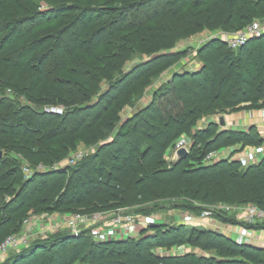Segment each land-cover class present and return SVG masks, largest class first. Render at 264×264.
<instances>
[{"label":"trees","instance_id":"trees-1","mask_svg":"<svg viewBox=\"0 0 264 264\" xmlns=\"http://www.w3.org/2000/svg\"><path fill=\"white\" fill-rule=\"evenodd\" d=\"M212 1L117 0L116 5L94 9L91 13L100 18L96 17L95 28L83 41L82 48L87 51L83 54L88 56L98 46L106 47V53L97 56V65H87L82 58L83 67L80 66V71L73 68L71 77L64 75L67 71L65 61H57L54 70L60 76L55 78L56 84L45 89L38 98L41 105L64 104L67 108L62 115L0 98V148H6L7 144L22 146L23 152L29 149L36 152L29 154L30 159L52 163L65 156L72 146L82 143L94 146L103 138L96 149L80 160L61 168L37 171L19 186L15 185L20 183L21 177L18 159L13 154L16 149L11 148L10 158L1 157L0 236L6 237L10 228L16 230L15 226L20 225L17 212L25 199H31L24 191L31 180L48 176H55L49 190L51 196L33 198L30 206L34 210L105 211L128 205L138 206L136 214H156L162 209H186L199 214L214 206L213 216L223 222L264 229V219L246 223L235 213L230 215L220 207L251 204L264 212V156L243 166L235 154L246 145H261L264 137L255 126L235 130L219 129L213 121L203 128L196 123L207 114L227 109L230 112L264 107V34L236 49L217 37L204 42L196 49L197 68L173 72L151 91L141 108L127 115L115 133L110 132L107 137L105 133V127L117 122L124 107L133 106L146 97L143 92L151 84V76H160L186 54L184 49H172L179 38L220 25L226 30H233V23L243 28L260 14L251 0ZM24 2L27 4L25 10L31 12V2ZM6 3L0 0L2 19L9 16V3ZM220 6L224 7L225 19ZM61 11L66 9L52 12L58 15ZM70 11H74L73 22L80 19L83 27L90 24L89 9L72 6ZM99 14L108 15V18L101 19ZM34 15L39 24L44 21L45 13L38 11ZM53 21L49 18L47 23ZM21 26L10 37L12 41L17 39ZM5 27L9 25L0 23V30H8ZM56 28H48L44 38L38 41L39 47L45 41L62 47L60 40L55 42L58 34L63 40L69 35L61 30L62 26ZM30 32L24 31L23 35ZM20 49L15 51V56L0 57V67L14 71L9 61L15 59L18 63L15 65L19 66L22 60L21 69L35 79L30 90L35 95L41 75L33 68H38L37 63L43 67L47 59L42 61L44 54H41L32 63L34 49L24 48L23 52ZM132 53L146 57L124 70ZM113 71L118 72L117 79L112 78ZM201 76L204 82L208 81L205 87L198 80ZM181 79L189 80L190 91L195 89V96L190 100L180 99L172 87ZM180 88L189 92L185 84H180ZM159 98L167 110L155 107ZM88 131L91 137L87 139L85 132ZM182 132L191 133L192 144L187 156L172 164L164 151ZM71 133H74L72 139ZM30 137H34L35 142ZM58 137L60 142H55L54 138ZM120 140L118 154H101ZM228 145L237 146L227 156L206 162L208 153ZM96 159L105 167L95 168L93 161ZM181 244H189L200 251L164 253L155 250ZM68 249L72 250L71 255L66 252ZM25 259L34 260V264H264V247L238 244L221 233L178 221L149 225L128 238L105 241L94 239L87 231L73 234L62 229L43 239L32 240L0 264H21Z\"/></svg>","mask_w":264,"mask_h":264},{"label":"rangeland","instance_id":"rangeland-1","mask_svg":"<svg viewBox=\"0 0 264 264\" xmlns=\"http://www.w3.org/2000/svg\"><path fill=\"white\" fill-rule=\"evenodd\" d=\"M24 1L25 0H5V2H7L6 4L9 3V5H7V10L9 12V16L7 19H2L0 16V23L8 24L9 28L5 27L8 30H6V29L0 30V48H1L0 49V57L6 59L8 57H12V55L15 56V54H14L15 51H17L19 48H21L20 51L23 52L24 48H25L28 50L29 49L35 50V51L33 50V53H32V56H33L32 63H34V61H36V59L39 58V56L41 57V54L42 55L44 54V57H46V58L42 57L41 60L43 61V59H47V61L45 62L43 67L41 66L40 63H37L36 67H38V68H33L35 70H38V73L41 75V79L38 82V85H37V88L35 91V95L31 94V92H30L31 87H32L33 83L35 82V79H33V77H31L29 75H26L25 72L21 69L22 68L21 65L23 64L22 60H19V63L21 64L19 66H16L18 63L15 62V59H14V61L13 60L9 61L10 66H13V68H15L14 71L9 70V69H3L0 67V92H1L0 98H7V99L12 100L14 102L18 101L21 106H29L30 108H34L35 110H40L39 109L40 107H42L43 111H44V109H47L50 107L60 108L62 110L61 113H50V114L62 115L64 113V110L67 108L66 106H64V104L59 103V104L54 105V106L41 105V104H39L38 98L42 95V93L45 89H51L56 84L55 78H57L58 75L60 76V74H58V72H56L54 70L56 68V65H58L56 63L57 61H59L61 59L65 61L64 65H65V67H66L65 69H67V71H64V75H68L69 77H71L73 75L72 74L73 68L77 67L76 69H79V71H80V68L83 67L82 62H81L82 58H85V62H87V65H92V64L97 65L98 61H95V60L97 59V56H99L100 54L106 53L105 52L107 50L106 47L98 46V47L94 48L90 53H88L89 54L88 56L83 54L85 52L87 53V51L84 50L85 48L84 49L82 48L83 41L86 39L88 34L95 28L94 22L96 21V17L100 18V17H98V15H95L91 12L94 9L95 10L98 9L99 7L104 8L103 5H106V6L116 5L117 0H34V1L32 0V2L30 0H27V1L31 2V5H32L31 7H33V9H31V12H27V10H25V6L27 4ZM199 1H202V0H199ZM251 1L254 4H256L255 8L258 9V13H260V14L258 17H254L251 20V22L248 23V25H250L254 22L263 24L264 23V0H251ZM10 2L12 3L11 6H10ZM250 5H253V4H250ZM17 6L20 8L19 9V11H20L19 15H18V13H16V7ZM70 6L71 7L74 6L75 8L81 7L82 9L84 7V8L89 9L90 12H88L87 18L90 21V24L83 27L80 19L78 21L75 20L73 22L74 18L72 17V15L74 14V11H70V9H71ZM220 8H221L222 16L225 19L226 15H225V11L223 9L224 7L220 6ZM55 9H59V10L60 9H66V11H63V12L61 11V13H59L57 15L56 12H52ZM38 11L45 13V15L42 16L44 21L41 24H39L38 20L36 19V15H34ZM100 16H101V19L108 18V15H105L104 17H103V15H100ZM30 17H31V19H29ZM24 18H28V19H24ZM49 18H53L54 21L47 23ZM18 20H20V21H18ZM220 22H224V20H221ZM20 24L22 25L21 26L22 29L20 27V30L18 31L17 36H16L17 39L15 41H12V38H10V37L13 35V33L15 34V29H17V27L20 26ZM248 25L244 26L243 28H240V27H238V25L233 23V26H234L233 30H226L223 27V25H220L219 27L214 28V29L204 28V29L200 30L199 32L193 33L189 37L179 38L176 41V43L172 49H184V50H186V54L183 55L181 57V59L179 61H177L176 64H173V66H175L174 68H176L178 66L179 69L182 68V70H183L184 68H187L189 70L191 67H193L194 64L199 63V59H197V57L195 55H196V51H197L196 49L200 45H202L204 42H207V41L215 38L216 36H218L220 38H222L225 35L233 36L237 32L243 31L244 29H246ZM58 26H62L61 30L62 31L65 30V32L68 33V35H69V38L67 40H63V39H60L61 34L60 33L58 34V36H57L58 39L56 38L55 42H58L60 40L59 44H61L62 47H58V45H57L58 43H55V42H54L55 43L54 45H49V43L47 41H45V44L43 46L39 47L38 41L40 39L44 38L45 32H47V30H49L48 28L54 29ZM29 30H31L30 34L29 35L26 34L24 36L23 32L29 31ZM74 30H76L78 33H76ZM49 32L52 33V31H49ZM254 38H256V37H254ZM6 42H7V44H5ZM52 42H53V39H52ZM2 45H3V47H1ZM234 49H236V48H234ZM145 57L146 56L142 55V54L137 55V53H132L130 61L125 63V65L123 66V69L126 70L127 68L132 66L134 63H137L140 59H144ZM75 60H77L78 62ZM26 61H27V59H26ZM32 63H30L31 66H32ZM168 70L163 72V74H161L158 77L157 76L156 77H152V76L150 77L151 78L150 79L151 84H149V86L143 92L146 97L144 99L142 98V99L138 100L133 106L131 105V106L124 107V109L119 112L120 117L117 120V122H115L112 125V127H108V128L105 127L106 128L105 133H107L106 137L108 136V134L110 132L113 134L117 131V129L119 128V125L124 121V119L127 117V115H129L131 112H134L136 109L141 108L148 101V98H149V95L151 94V91L157 85H159V83L162 80H165L170 76V72ZM113 72L114 73H113L112 78L117 79L119 77L118 72L117 71H113ZM149 75H150V73H149ZM203 77L204 76L198 77V80L200 81L201 86L205 87V85H207L208 81L204 82L202 80ZM187 79H189V77H187ZM207 79H210V78L208 77ZM175 82H176V84L172 85V87L175 88V90H177V94H178L180 99H182V100L189 99L190 100L195 96L194 95L195 89L193 88L194 90L192 89V91H190L192 84H190L189 80L181 79L180 81L178 80ZM180 84L181 85L185 84V86H187L189 88V92L185 89L180 88ZM205 90L206 89H204L203 92H205ZM160 106L162 107L163 110H167L162 105L161 98L158 99L155 107H160ZM176 106L177 105H175V108H177ZM180 106H182V105H178V107H180ZM242 110H245V109H242ZM252 110H254V109H252ZM261 110H263V112H264V107ZM1 112L2 111L0 110V114H1ZM232 112H236V111L228 112V109H227L225 112H222V113L221 112L220 113L215 112L214 114H207L206 116L202 117L200 120H198L196 122L197 126L199 128L206 127V126H208V124L211 121L216 123L217 122V116H220L221 114H224V113L230 114ZM71 134L72 135L70 136V139H72V137L74 136V133H71ZM109 135H111V134H109ZM85 136L87 137V139L89 137H91V135H89V131L85 132ZM31 138H32V140H34L33 139L34 137H30V139ZM179 138H185V139L189 140L190 145L187 147L189 149V147L192 144L191 133L188 134L186 132H182L178 136H176L175 140L173 142H171L169 144V146L166 148V150L164 151L165 157L170 159L172 153L174 152L173 151L174 143ZM202 139L203 138H201V140ZM54 140H55V142H60L59 137L54 138ZM102 140H103V138L99 142H102ZM34 142H35V140H34ZM70 143L71 142L69 141L68 144H70ZM98 143H96L94 146L88 145V144L85 145L84 143L79 144L76 147L72 146L68 150V152L66 153L65 156H63L59 160L52 162V163H47L45 161H38L37 159H30L28 156L32 152H33V154H35L36 152L34 150L29 149L28 152L27 151L23 152L22 146L11 147L10 144H7L6 148L5 147L0 148V158L1 157H4V158L9 157L10 158L9 155L14 152L13 154L18 159L17 161H18L19 170L21 173L20 183L15 184L16 186H19L21 184V182L26 180L28 177L33 175L35 172L42 171L41 169H43V168L49 169V168L54 167V165H57L58 167L66 166V164L69 163L70 158H75V156L79 152H81L82 155L76 161L80 160L85 155H87L91 151H93V148L96 149ZM120 144H121V140L118 141V143H116L115 145L104 149L101 152V154H103V155H107V154H111V153L118 154V152L116 150L120 146ZM235 146H237V145L222 146L218 149L211 151L210 153H212V154L214 153L213 155L215 157L213 159H216V158L225 156V154L228 155L229 152H231V150H234ZM11 148H14L16 150L12 152ZM263 150H264V142L258 146L246 145L238 153H244L245 152L246 154L250 155V157H252V159H255V158L262 157V155L264 154ZM39 153L40 152H38L36 155L38 156ZM238 153H235V154L237 155ZM106 158L108 160L109 157L107 156ZM206 162L208 163L211 161H206ZM93 163H94L93 165H95V168L103 167V166L105 167L104 164L100 163L99 159L94 160ZM54 177L55 176H48V177L43 178L45 182H42L43 179L42 180L37 179L34 181L31 180V183L24 190L26 192V197H28V198L31 197V199H25V201H24L25 203L20 208V210L17 212V214H18L17 218H21L20 219L21 223L19 226H15L17 228L16 230H13V228L12 229L10 228V230H8L6 232V234L7 233L8 234L10 233L9 235L27 234L28 240H27L26 246H28V244H30V242L34 239H43V238L47 237V235H49V234L55 233L56 231H59V230H62L66 224V219L70 215L81 214L84 216L85 215L86 216H92V215H95L99 212H102L103 214L108 213L110 216H114V215L121 214V213L133 215L137 220L136 225H135V227H137V229L134 232L136 234V233H139L141 231V227H142L141 224H140L141 226L138 225L139 221L145 222V219H148L152 216L154 219L153 223L171 224L172 222H178L180 219H185L188 216H199V215L202 216L204 211H207V210L214 211L215 210L214 206H212V208L210 207V209L201 210L200 212H198L199 214H196V213H193L192 211H189L186 209H181V210L162 209L161 211H159V213L146 215L143 213L142 214H139V213L136 214L134 211L136 208H138V206H132L131 207L128 205H122V206H119L116 208H110V209L105 210V211L85 210V212L84 211H78L77 209H70V210L58 209V210H52V211H37V210H34L33 208H31L30 205H31V201L33 200V198L45 197V196L50 195L49 190L51 188L52 181L55 179ZM104 177H105V175H104ZM229 207H232V206H229ZM255 208H257V207L255 206ZM225 209L226 208H224V210ZM261 211H263V210H261ZM228 212H229L228 214H230V215L232 213H235L236 216L243 218V215L240 214L239 212H237V210L229 209ZM27 219H28V221H25ZM257 221L262 222L263 220L259 219V220H256L255 222H257ZM224 223H226V222H224ZM56 224L58 225L57 230H55V228L53 227ZM147 227H144V228H147ZM251 229H253L254 232H258V233L260 232V229H255V228H251ZM40 230H43V231H40ZM48 230L49 231L52 230V232L49 233ZM43 232H47V233H43ZM6 234H5V236H6ZM44 234H46V235L44 236ZM2 236L3 235L1 234L0 241L5 238L4 236H3L4 238ZM263 237H264V234H263ZM26 246H23L22 248H24ZM155 250L158 252H164V253L166 251L170 252V253H172V252L176 253V252L187 251V250L200 251L199 249L194 248L193 246H190L189 244L174 245V246H171L169 248L158 247ZM13 251H15V250L14 249L8 250L4 256L0 257V262H3L10 254L13 253ZM66 252L69 255H71L72 250L68 249V250H66ZM21 264H34V260L25 259V261H23ZM76 264H84V263L78 262Z\"/></svg>","mask_w":264,"mask_h":264},{"label":"built area","instance_id":"built-area-1","mask_svg":"<svg viewBox=\"0 0 264 264\" xmlns=\"http://www.w3.org/2000/svg\"><path fill=\"white\" fill-rule=\"evenodd\" d=\"M264 34V23L254 22L247 26L243 31H239L233 36H223V41L230 48H237L244 45L249 39L254 37H260ZM45 112L48 113H61L62 110L60 108L50 107L44 109ZM190 145L189 140L185 138H179L174 143L175 151L179 147H188ZM264 151V150H263ZM214 154V153H213ZM212 153L207 154L206 160L211 161L215 157ZM81 152L77 153L75 158H70L69 164H73L76 162L78 158L81 157ZM226 156V155H225ZM264 154L262 155V157ZM238 160L241 162L243 166L251 164L253 162L258 161L260 158L252 159L250 155L244 153L237 154ZM61 168L57 165L49 169ZM45 168L41 169L44 170ZM48 169V168H47ZM221 208L234 209L237 210L240 214L243 215V220L246 223H254L256 220L264 219V212L258 208H255L254 205L248 204L244 206H220ZM151 218V219H150ZM148 219H145V222L139 221L138 225H142L141 228L147 227L154 222L153 216ZM25 221H28L25 220ZM179 221H183L185 223H190L193 226L202 227L206 230H212L217 233H221L225 235L227 238L238 244H252L255 246L264 247V237L263 239L258 237L259 235L263 236L264 229H260V232H254L253 229L247 227L245 225L233 224L230 225L228 223H224L221 220L215 218L212 214V211H204L202 216H188L185 219H180ZM136 218L133 215H129L126 213L117 214L114 216H110L108 213L99 212L92 216H84L81 214H73L68 216L66 219V224L63 229L69 230L73 234H78L82 231L89 232L90 236L94 239L105 241L109 239H125L133 234L136 231ZM157 224V223H156ZM140 225V226H141ZM55 230L58 229V225L53 226ZM43 231V230H40ZM49 233L52 230H48ZM47 233V232H43ZM46 234H44L45 236ZM27 234L21 235H8L3 240L0 241V257L4 256L6 252L10 249L19 250L23 246L27 244Z\"/></svg>","mask_w":264,"mask_h":264},{"label":"crops","instance_id":"crops-1","mask_svg":"<svg viewBox=\"0 0 264 264\" xmlns=\"http://www.w3.org/2000/svg\"><path fill=\"white\" fill-rule=\"evenodd\" d=\"M217 38L223 40L222 38L216 36ZM171 67L168 71L170 72V76L173 72L177 71L178 66ZM198 67V64H194L189 70H193ZM183 70H188L184 68ZM168 72V73H169ZM220 117L223 118L224 124L221 125L219 122ZM217 124L219 129H235V130H246L251 126H255L256 129L262 134L264 137V112L261 109L254 110H240L232 113H224L220 116H217ZM226 155V154H225ZM227 156V155H226ZM263 239V236H258ZM264 240V239H263Z\"/></svg>","mask_w":264,"mask_h":264},{"label":"water","instance_id":"water-1","mask_svg":"<svg viewBox=\"0 0 264 264\" xmlns=\"http://www.w3.org/2000/svg\"><path fill=\"white\" fill-rule=\"evenodd\" d=\"M219 122H220L221 125L224 124V120H223L222 117H220ZM188 152H189V149L184 147V146L177 148L172 153V155L170 157L171 163L172 164H177L181 159H183V158H185L187 156ZM155 225H157V224L156 223L150 224V226H155Z\"/></svg>","mask_w":264,"mask_h":264}]
</instances>
